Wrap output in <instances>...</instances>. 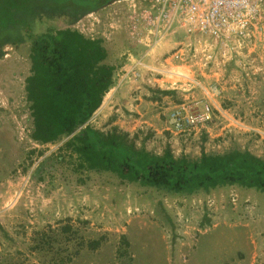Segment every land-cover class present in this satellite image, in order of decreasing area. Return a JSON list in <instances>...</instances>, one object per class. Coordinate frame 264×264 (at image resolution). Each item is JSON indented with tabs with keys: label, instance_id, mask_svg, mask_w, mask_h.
<instances>
[{
	"label": "rangeland",
	"instance_id": "rangeland-1",
	"mask_svg": "<svg viewBox=\"0 0 264 264\" xmlns=\"http://www.w3.org/2000/svg\"><path fill=\"white\" fill-rule=\"evenodd\" d=\"M180 38L183 35L175 40ZM105 45L111 63L127 46L140 51L123 28L112 31ZM226 76L242 75L228 71ZM259 81L264 79L258 77L250 86ZM227 91L223 100L230 111L233 98L249 94L247 89ZM263 92L258 90L259 95ZM160 117L163 123L165 116ZM30 127L21 91L0 109V165L4 157L17 169L0 179V264H264V192L235 187L179 196L121 185L108 173L75 175L65 166L36 181L33 171L38 163L56 153L64 140L35 145L27 138ZM245 129L233 127L235 132L226 130V135L205 143L203 132L190 135L185 145L181 143L186 153L180 142L169 144L162 133L139 131L152 134L145 147L155 153L169 144L175 156L196 158L201 148L210 153L240 148L264 158V134ZM30 149L43 155L34 154L32 165L22 172L24 153ZM232 194L237 196L235 206ZM208 199L214 202L212 209L206 205ZM92 241L100 242L96 250L88 247Z\"/></svg>",
	"mask_w": 264,
	"mask_h": 264
},
{
	"label": "trees",
	"instance_id": "trees-1",
	"mask_svg": "<svg viewBox=\"0 0 264 264\" xmlns=\"http://www.w3.org/2000/svg\"><path fill=\"white\" fill-rule=\"evenodd\" d=\"M35 1L42 0H0V37L15 34L21 24L31 30L41 8L31 4ZM49 1L56 6L73 5L72 0ZM104 1L78 0L75 8L83 14ZM126 51L134 56L138 53L128 46ZM108 57L102 39L91 40L72 28L35 36L30 75L24 85L31 119L27 138L38 146L64 141L56 153L38 163L33 179L43 181L48 171L65 166L75 175L108 173L121 185L134 184L179 196L208 195L216 189L235 187L264 192V158L246 149L210 153L201 148L196 158L175 156L169 144L161 153L147 150L145 143L151 133L131 134L114 125L106 130L91 126L90 119L126 62V52L112 63ZM149 92L171 93L160 89ZM34 154L43 155L35 149L24 153L22 172L32 165ZM16 171L3 157L0 179ZM77 181L82 183L83 179L77 177ZM99 244L92 241L88 247L96 250Z\"/></svg>",
	"mask_w": 264,
	"mask_h": 264
},
{
	"label": "built area",
	"instance_id": "built-area-1",
	"mask_svg": "<svg viewBox=\"0 0 264 264\" xmlns=\"http://www.w3.org/2000/svg\"><path fill=\"white\" fill-rule=\"evenodd\" d=\"M148 1L149 7L133 12L113 31L123 28L133 44L144 48L142 58L134 64L145 70L147 86L180 95V102L168 114V125L177 134H190L217 118L207 96H218L221 83L203 82L207 74L224 73L232 62L242 76L230 82L239 83L244 91L260 72L249 56L257 46H264V0ZM180 34L183 38L175 40ZM169 40L175 41L173 49L151 65L145 63ZM133 56L126 51V61ZM130 76L136 81L143 78L139 70L131 71ZM197 93L200 99L195 98ZM235 127L246 128L241 121ZM236 201V194H232L231 204L235 206ZM206 205L212 209L214 202L208 199Z\"/></svg>",
	"mask_w": 264,
	"mask_h": 264
},
{
	"label": "crops",
	"instance_id": "crops-1",
	"mask_svg": "<svg viewBox=\"0 0 264 264\" xmlns=\"http://www.w3.org/2000/svg\"><path fill=\"white\" fill-rule=\"evenodd\" d=\"M174 42L169 40L162 43L150 57L146 58L145 63L151 65L154 59L169 52L173 49ZM263 47L262 44L257 46L249 56L253 60V67L260 68V72L256 74V78L253 81H256L258 77H261L262 80L264 79V76H262L264 75ZM143 53L144 48L140 47L137 55L133 56L132 60H127L117 72L113 86L105 94L100 107L89 121L91 126L96 129L106 130L114 125L129 133H135L145 128L151 132H156L155 134L162 133L161 138L169 144L171 142L170 140L173 143L180 142V149L183 150V153H186V150L183 149L181 143L185 145L190 135L196 136L198 132H203L205 135H202V138H205L206 141L211 138L219 139L221 136L227 134L226 130L235 132L233 127L241 121V116L247 124L245 122L241 123L247 129L251 128L254 132L264 134V95H259L258 93V90L261 88L264 89V81L260 82V80L256 87L255 85H249L247 98L243 96H240L243 97L242 99L233 98L231 101L234 108H231V111L227 108V103L223 100L225 92H228V89L240 91L238 87L239 83L229 84L231 79H228L226 76L228 71L235 75L240 73L236 64L232 62L227 65L224 73L221 70L211 72V74H207L203 79V82L207 83H221V90L218 96L213 94L207 96L217 118L190 134L175 133L168 125V114L180 102V95L176 91H171V93L165 95L149 92L152 91V88L144 83L145 70L138 68V65L134 64L137 59L142 58ZM135 70L142 72L143 78L141 81L131 79V71ZM119 81L120 84H118ZM231 95L234 96V94ZM200 97L201 95L197 93L195 98L200 99ZM160 116H165L163 123H160V120L163 118ZM152 122L154 124H151ZM230 126L233 127L231 128ZM166 136L170 137L169 141L166 139ZM201 143L202 141L200 142V147H202ZM204 151L206 152L205 149ZM252 261H255L254 255L252 256Z\"/></svg>",
	"mask_w": 264,
	"mask_h": 264
},
{
	"label": "flooded vegetation",
	"instance_id": "flooded-vegetation-1",
	"mask_svg": "<svg viewBox=\"0 0 264 264\" xmlns=\"http://www.w3.org/2000/svg\"><path fill=\"white\" fill-rule=\"evenodd\" d=\"M77 1L72 0L73 5L67 3L59 6L49 0L32 2V5L41 8L39 16L33 18L31 30L21 24L15 34L0 37V109L12 104L21 91L25 99L24 85L30 75V55L35 36L72 28L91 40L102 39L106 43L114 27L123 23L133 12L150 6L148 0H105L103 4L81 14L75 8Z\"/></svg>",
	"mask_w": 264,
	"mask_h": 264
}]
</instances>
